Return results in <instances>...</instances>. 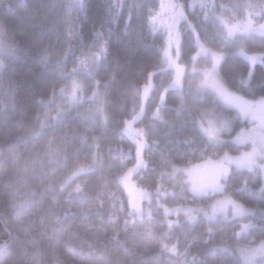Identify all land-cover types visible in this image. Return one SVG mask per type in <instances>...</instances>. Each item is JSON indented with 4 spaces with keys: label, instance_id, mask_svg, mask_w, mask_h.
<instances>
[{
    "label": "trees",
    "instance_id": "16d2710c",
    "mask_svg": "<svg viewBox=\"0 0 264 264\" xmlns=\"http://www.w3.org/2000/svg\"><path fill=\"white\" fill-rule=\"evenodd\" d=\"M51 1L0 0V25L19 59L10 65L0 57V264H241L240 254L264 242L259 171H233L224 181L223 193L252 209L241 218L199 216L191 226L167 230L160 207L208 209L216 195L194 197L174 169L222 153L202 134L208 120L231 119L230 136L243 122L211 94L166 91L170 71L161 65L163 35L150 23L152 0L134 8L130 0H120L127 3L113 22L106 20L102 0H83L72 17L71 36L65 13ZM20 22L25 28H17ZM182 35L187 61L196 49L189 32ZM200 36L225 52L218 72L230 91L246 99L264 97V64L251 67L234 54L237 41L222 47L209 32ZM254 37L244 39L246 49L264 50V39ZM96 53L81 101L68 103L59 94L62 86L41 73L49 55L59 65L69 64L75 54ZM150 92L153 98L145 100ZM132 118L148 143L147 165L135 180L162 205L143 218L130 214L118 180L133 162L135 143L122 132Z\"/></svg>",
    "mask_w": 264,
    "mask_h": 264
},
{
    "label": "rangeland",
    "instance_id": "374dc122",
    "mask_svg": "<svg viewBox=\"0 0 264 264\" xmlns=\"http://www.w3.org/2000/svg\"><path fill=\"white\" fill-rule=\"evenodd\" d=\"M53 1L59 3L65 13V29L71 36V30L74 29L71 23L73 22L72 17L78 9L83 7V0ZM102 1L108 11L105 13L106 20L110 19L112 22L122 16L124 5L126 6L127 3V1L121 2L120 0ZM139 1L141 0H130V7L134 8ZM256 1L258 2L241 0L235 3L233 0H220V2L210 0L207 3V0H152L147 3L148 7L155 5L150 23L156 31L163 35L161 65L166 71H170L168 73L171 79L165 87L168 88L166 91L181 93L183 92L181 89L185 88L188 91L191 90L189 91L192 92L191 95L201 92L211 94L223 106L233 110L243 124L233 133V136H230L231 119L208 120L206 126L202 125V134L209 142H217L222 153L216 159H209L182 169H174V173L183 174L189 191L194 197L216 195L214 201L205 210L191 204L162 206L159 198L154 197L152 192L137 184L136 174L144 170L147 165L144 152L148 143L143 128L136 127L134 118L129 122L126 121L122 132L135 143L133 162L123 171L118 180L127 195L130 214L143 218L154 213L156 206H162L160 208L167 222V230H171L174 226L180 227L185 223L191 226L199 216L212 221H230L252 213L251 208L244 207L229 195L224 194L223 185L231 172L242 170L259 171L264 185V97L246 99L230 91L224 85L218 70L225 52L207 46L200 32H209L213 42L221 46V43L236 44L237 41V50L234 54L249 62L251 67L255 64H264V50L249 51L244 41L250 36L255 38L254 35L264 39V0ZM54 2H52L54 4L52 7L56 8ZM15 12L13 10L12 15ZM13 18L20 21L16 15ZM17 28L23 29L25 25L20 22ZM184 30L189 32L196 49L187 61L182 56V32ZM10 37V34L0 25V57L11 65L19 59L17 58V47ZM36 48L38 52L39 46ZM54 56H47V60H44L40 67L41 73L51 76L55 82L60 84L58 86H62L59 94L64 96L68 103L81 101L84 91L88 88L87 76L93 75L92 70L97 66L98 53L92 58L75 54L70 58L69 64L59 63V65L55 63ZM151 95V92L145 94L144 99L148 100ZM152 98L153 96L149 100ZM134 110L135 115L139 111V104ZM228 145L237 149V152H230ZM240 263L264 264V242L255 244L240 254Z\"/></svg>",
    "mask_w": 264,
    "mask_h": 264
},
{
    "label": "flooded vegetation",
    "instance_id": "af4514ba",
    "mask_svg": "<svg viewBox=\"0 0 264 264\" xmlns=\"http://www.w3.org/2000/svg\"><path fill=\"white\" fill-rule=\"evenodd\" d=\"M146 100V99H145ZM131 139V138H130ZM133 141V140H132Z\"/></svg>",
    "mask_w": 264,
    "mask_h": 264
}]
</instances>
